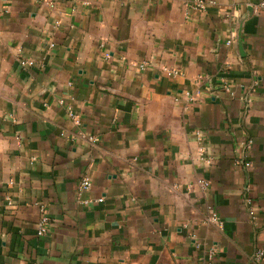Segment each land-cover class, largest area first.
<instances>
[{
	"label": "crops",
	"instance_id": "crops-1",
	"mask_svg": "<svg viewBox=\"0 0 264 264\" xmlns=\"http://www.w3.org/2000/svg\"><path fill=\"white\" fill-rule=\"evenodd\" d=\"M262 1L0 0V264H264Z\"/></svg>",
	"mask_w": 264,
	"mask_h": 264
},
{
	"label": "built area",
	"instance_id": "built-area-1",
	"mask_svg": "<svg viewBox=\"0 0 264 264\" xmlns=\"http://www.w3.org/2000/svg\"><path fill=\"white\" fill-rule=\"evenodd\" d=\"M196 6L200 9H205L208 6V3L204 1H197ZM260 10L264 11V0L260 3ZM20 63L23 67H31L32 65H34V62H31V61L21 60ZM247 145H248V148H251L252 142L251 141L248 142ZM250 167H251V163L248 162L245 164V168H250ZM200 184L203 185L204 187L208 186L206 182H201ZM91 185L92 184L88 179H84L81 183V189L82 190L90 189ZM248 202L250 201L248 200ZM208 220L211 224H213L216 227L221 226L220 218L218 214L213 210L210 211V217ZM49 226H50L49 217L46 214H44L37 225V235L39 237L46 236L47 233L49 232ZM255 260L256 261L264 260V249H260L257 251L255 255Z\"/></svg>",
	"mask_w": 264,
	"mask_h": 264
}]
</instances>
